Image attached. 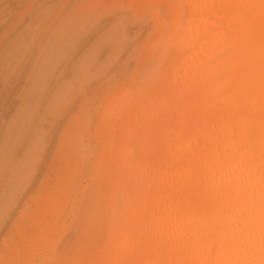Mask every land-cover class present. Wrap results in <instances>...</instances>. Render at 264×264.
<instances>
[{"label": "rangeland", "instance_id": "obj_1", "mask_svg": "<svg viewBox=\"0 0 264 264\" xmlns=\"http://www.w3.org/2000/svg\"><path fill=\"white\" fill-rule=\"evenodd\" d=\"M201 1L0 0V224L13 210L0 226V264H179L183 256L156 237L148 215L174 192L157 176L181 165L175 148L188 137L247 145L246 113L229 123L215 101L213 117L188 115L179 91L171 96L186 30L209 29L191 13ZM237 52L228 43L207 52L221 63L211 84L230 76L223 65ZM18 119L21 133L3 160ZM220 119L232 135L222 134ZM250 119L248 131L264 134V115ZM194 186L182 195L190 207L198 205ZM222 233L206 229L212 254L219 244L231 249ZM256 249L263 253L245 259L263 264L264 242Z\"/></svg>", "mask_w": 264, "mask_h": 264}, {"label": "bare ground", "instance_id": "obj_2", "mask_svg": "<svg viewBox=\"0 0 264 264\" xmlns=\"http://www.w3.org/2000/svg\"><path fill=\"white\" fill-rule=\"evenodd\" d=\"M191 13L205 16L209 29L201 32L186 30L190 35L186 49L190 52L186 50L181 55L171 96L179 91V100L190 105L188 115L213 117L215 101H219L220 108L225 110L228 122H237L238 112L246 113L248 117L241 132L247 145L241 151L233 140L223 142L224 136H213V143L208 145L198 144L188 137L175 148L183 158L181 165L162 170L157 176L174 192L170 198L167 196L171 192H167L163 203L151 204L148 215L157 229L156 237L162 240L168 237L174 243L169 251L183 256L179 264H251L246 259L256 253L262 254L261 249H256V243L258 240L264 242V157H261L264 155V134L261 127L253 133L248 131V126L253 125L250 118L256 114L264 115V0H202L199 8L192 9ZM222 26L225 31L217 32ZM210 42L213 47L228 43L234 51L238 49L233 61L223 65L230 76L215 85L210 82L221 63L218 60L211 63L212 55L207 52L212 46L205 48ZM197 99L202 103L197 104ZM191 100L193 102L189 103ZM33 102L24 112L30 111ZM21 120L11 124L13 127L10 125L9 151L3 160L11 152L10 145L15 143V136L21 133ZM220 124L222 134L232 135V130L226 128L222 119ZM256 133L258 137L255 138ZM261 141L263 146L257 151L256 144ZM18 173L15 171L14 178L19 179ZM190 183L195 185L192 193L198 196V205L191 207L182 198ZM26 185H23L22 195L28 189ZM13 201V204L17 203V200ZM199 203L203 206L198 207ZM212 211L216 219L211 220ZM4 213L0 226L5 227L13 213L12 206H7ZM208 227L223 230V243L232 240L229 253H225L226 249L219 244L212 254V244L205 234ZM235 228L239 232L232 237ZM237 243L240 247L233 248ZM219 258L222 260L218 261Z\"/></svg>", "mask_w": 264, "mask_h": 264}]
</instances>
